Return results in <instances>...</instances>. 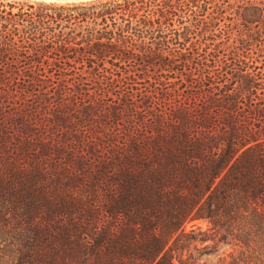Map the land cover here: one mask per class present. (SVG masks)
I'll use <instances>...</instances> for the list:
<instances>
[{"label": "trees", "instance_id": "1", "mask_svg": "<svg viewBox=\"0 0 264 264\" xmlns=\"http://www.w3.org/2000/svg\"><path fill=\"white\" fill-rule=\"evenodd\" d=\"M208 240L264 264V0H0V264Z\"/></svg>", "mask_w": 264, "mask_h": 264}, {"label": "rangeland", "instance_id": "2", "mask_svg": "<svg viewBox=\"0 0 264 264\" xmlns=\"http://www.w3.org/2000/svg\"><path fill=\"white\" fill-rule=\"evenodd\" d=\"M199 224L206 228L205 222H199ZM203 245H208L211 248V252L209 254L200 255L199 253H195L198 257V264H219V259L223 256L227 255L231 251L234 250V247L230 245H226L223 243H218L216 241H205ZM200 246V245H199Z\"/></svg>", "mask_w": 264, "mask_h": 264}, {"label": "water", "instance_id": "3", "mask_svg": "<svg viewBox=\"0 0 264 264\" xmlns=\"http://www.w3.org/2000/svg\"><path fill=\"white\" fill-rule=\"evenodd\" d=\"M32 1H43V2H54V3H71V2H81L89 0H32Z\"/></svg>", "mask_w": 264, "mask_h": 264}]
</instances>
